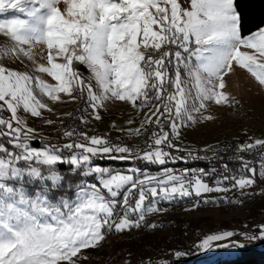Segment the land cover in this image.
I'll list each match as a JSON object with an SVG mask.
<instances>
[{
	"label": "snow or ice",
	"instance_id": "1",
	"mask_svg": "<svg viewBox=\"0 0 264 264\" xmlns=\"http://www.w3.org/2000/svg\"><path fill=\"white\" fill-rule=\"evenodd\" d=\"M8 13L13 14L0 18V35L11 44L0 51L19 59L20 54L30 55L24 46H46L47 66L41 64L35 71L46 73L55 84L36 78V87L44 96L55 102L58 93L73 99L77 90L82 98L86 93V103L96 120L101 119L100 109L111 98L134 108L137 101L139 108L156 101L155 110L146 116L141 127L155 117L160 131L152 133V142L142 154L139 149L111 144L104 137L87 133H78L82 141L65 143L62 148L32 147L34 130L26 127L18 111L22 108L32 117H39L40 109L48 106L34 95L33 77L28 72L0 66V111L10 114L8 119L0 116V138L7 137L12 145L10 150L0 143V264H77L78 259H86L79 255L83 249L96 248L105 239L104 229L111 231L114 227L120 233L139 227L146 213L160 210L157 205L161 201L229 191L220 186L221 180L216 181L215 187L205 182L202 177L208 173L203 169L178 172L165 167L158 175H149L135 166L117 171L93 165V158L138 159L161 166L187 162L167 149L180 151L173 138L179 137L186 121L196 123L192 113H201L205 101L217 105L228 101L227 95L219 91L225 87V73L234 72L238 66L264 86V26L242 34V17L234 0H189L186 7L180 0H0V17ZM171 45L177 49L174 53L163 50ZM242 47L251 52H242ZM149 48L156 50L157 55H146ZM76 63L90 70L92 75L87 82ZM170 67L174 75H170ZM181 68L194 81L198 106H190L192 91L189 81L182 79ZM169 85L173 91L168 90ZM161 117L170 131L164 130ZM135 134L139 136L140 130L136 129ZM73 136L74 130L64 131L65 138ZM257 146H264V140L241 145L239 151ZM65 149L70 155H61ZM188 155L192 156V152ZM58 164L70 165L73 174L82 169L83 176L94 175L98 183L77 184L73 199L60 194L59 200L53 202L50 196L57 195L64 181L55 167ZM41 166L46 167L42 170ZM243 167L248 169L247 161H243ZM248 170L255 175V169ZM258 174L264 178V156ZM26 176L47 183L30 195L23 185ZM254 183V178L240 176L235 178L233 187L244 189ZM122 190L123 200L118 202L116 198ZM134 190L137 197L133 204ZM149 197L151 203L146 205ZM210 202L216 201H203ZM118 203L123 215L117 222L114 215ZM132 214H138V219H130ZM236 235L252 241L264 240V224L259 226L258 235L221 231L205 235L195 247L208 252L214 242ZM216 247L245 245L233 242ZM174 255L179 258L186 253L176 251Z\"/></svg>",
	"mask_w": 264,
	"mask_h": 264
},
{
	"label": "rangeland",
	"instance_id": "2",
	"mask_svg": "<svg viewBox=\"0 0 264 264\" xmlns=\"http://www.w3.org/2000/svg\"><path fill=\"white\" fill-rule=\"evenodd\" d=\"M61 8H63V5H61ZM12 14L13 13L5 14V17H0V18H7V16H11ZM9 44H11V41H9L6 37L0 35V50L4 49ZM24 47L26 51H30V55L25 56L23 54H20L19 59H16L15 56L12 54H9L8 56H4L2 54V51H0V66L7 67L10 70L28 72L33 77L31 87L34 95H36L38 99H40L43 103H45L48 106L45 109H40L41 115L39 117H32L30 113H25L22 108L18 111V116L26 122V127L34 130L32 139L34 140L36 139L41 142L42 141L44 142L40 146L32 145L31 143V146L36 148H41L44 145L50 146L51 143L53 144L60 143V146H63L65 143L78 142L75 140H70L69 138H65L64 132L62 133L58 132L57 129H55L56 127L53 128L54 126L52 124L55 125L56 122L59 123L63 122V120L66 119L72 113V111H74L76 106H80V104L78 103V96H77V92L79 90L73 93L75 99L63 93H58L57 94L58 99L55 102H53L48 97L44 96L40 92L39 88L36 87L35 84L36 78H39L43 80L45 83L50 85L55 84V81L52 80V78L48 76L46 73H39L35 71V69L41 64L47 66V48L46 46H41L38 44L31 46V48H29V46H24ZM141 50L144 51L143 48ZM240 50L242 52H249V53L251 52L250 49H246L243 47ZM145 54L156 55L157 53L156 50L149 48L148 50H146ZM57 62H63V61L58 59ZM233 63L235 64V62ZM78 72L80 73L81 71ZM82 75L84 79L86 78L88 81V78L91 77L92 74L88 69V73H82L81 76ZM172 75H174V72L172 73ZM181 76L182 79L189 81L188 87L192 91V99L190 100V106L192 103H195L198 106L199 101L195 100L196 90L194 88V81H192L188 77L187 73ZM224 82H225V87L223 89H219V91H222L227 95L228 101L220 105L215 104L214 101H205L204 103L206 107L201 111V113H195V112L192 113L194 115L196 123L192 124L191 122L186 121V126L181 129V133L179 137L175 139L177 140L180 139L182 142L185 140L191 143L192 145L191 144L190 145L192 147L194 146V144L197 145V143H201V145L204 146L206 144L211 143V141L213 140L217 141L220 138H225L226 136L229 138L238 137L241 134L249 136V141L251 143H254V141L257 139L264 140V86H261L255 80V78L252 77L251 74L247 72V70L240 69L238 66H236V70L234 72L225 73ZM91 83L95 88L94 80H92ZM49 109H51V111H49ZM89 110H90V114L83 118V120L86 119L87 121H89L88 124H90V126L88 127L89 130L87 131L88 135L90 134L89 136H93V135L97 136L99 130H102L108 135H112V134H116L117 136L130 135L134 137L136 136L135 134L136 129H139L141 133L143 130L145 131L146 128L151 125L152 122H147L144 124L143 127H141L142 121H145L146 116H150L152 111L155 110V108L153 107L143 110L142 108H139L138 102H137V107L134 108L132 107L131 104L127 102L117 101L114 98H111L107 100L103 108L100 109L101 119L99 120L94 119L91 108ZM204 116H210L211 119H203ZM48 120L53 121V123L47 124L46 121ZM129 121H131V123H129ZM149 142L151 144L152 140H150ZM149 142L147 143V145L144 144L143 146H141V148H139L141 154L145 149H147ZM56 147H58V145ZM184 147H185L184 149L192 148V147L189 148V146L187 145H184ZM182 154H184V152L179 151V153L176 155L185 158V155ZM61 155L68 156L70 154L61 153ZM113 155H129V154L114 153ZM93 165L109 167V165H103L98 163H93ZM128 167H132V165H129ZM171 168H175V167L171 166ZM251 169L253 168L251 167ZM115 170L122 171L118 169ZM251 173L253 172L251 171ZM256 173L257 174L259 173L258 169ZM158 174L159 173H156L155 175ZM241 176H245L247 178H253L252 175H241ZM259 178L261 180H264V178H261L260 176ZM15 183L19 184L20 181H16ZM45 183L47 182L33 180L27 176L23 180V185L30 195H34L37 190L42 189ZM94 183H98V182L96 181ZM208 184L212 187L216 186V183L213 184L208 183ZM233 185L234 183L232 184L227 183V185L221 186L224 188H228L229 191L227 192L202 193V195L204 196V200L212 199L216 195L226 197L227 194L229 193H234L235 191L240 193L242 190L244 189L248 190L250 188L247 187L244 189H239L233 187ZM75 191L76 188L73 192V196L71 198L68 197V199L71 200L74 198ZM123 191L124 190H122L121 194L116 198L118 202H120L121 198L123 197ZM59 197L60 195L57 196L56 198L50 196V199L53 202H56L59 200ZM185 198L174 199L177 202L184 201L182 202L183 204L180 203L183 205V207L179 210H176L175 214L187 219L188 218L194 219L200 223L199 225L203 224V226L205 227L208 226L211 227L207 229L206 232L203 233L201 239L205 235L214 234L227 230H232L237 232H247L256 235L259 233V226L262 225L259 219L261 220L263 218L264 213L263 215L261 214V216H259L255 222L246 224V218H244V216L247 215V212L243 207H236V208L228 207V209L222 210L218 207V205L216 206L212 204L207 205L202 202L203 200L199 201V197L196 196L191 200ZM174 200L171 202L161 201L157 205L158 209L160 210L153 213H146L145 216L152 219L148 224V226L153 225V223L155 222V218H152L155 215L162 216L168 212H175L173 211L174 210L173 206L170 205L172 202L173 204H176ZM200 202L202 203L201 205ZM150 203H151V197H149V199L145 202V204L147 205ZM194 205H198V206L194 207ZM122 215H123V209L121 208L120 203H118L115 210L114 219L118 222L119 218ZM130 219L132 220L138 219V214H132L130 216ZM153 230H157V231L161 230L163 235L168 234L165 233L166 230L162 228L160 225H158V227H153ZM103 231L105 234V239L99 242L96 248L83 249L79 255L81 257H86V259L83 258L78 259L77 264H90L91 262L93 263L96 262L100 258H102L103 260L104 258H110L111 256H113V249H111V245H112L111 242L114 240L116 241L117 238H120L124 235L121 236L120 234L121 232L116 233L114 227L111 231H108L107 229H104ZM187 238L190 239L189 240L190 242H194L197 240L198 236L188 234ZM244 240L245 239H243L240 235H236L230 239L214 242L212 250L208 251V254L210 253L212 255H210L207 258V260L202 259L198 261L196 264H208L209 260H214L217 254L223 256H230L232 254H235V252L238 250V247L218 248L216 247V245L230 244L233 242L242 244ZM196 253L199 255L202 254V252H200L199 249H197ZM114 255L115 256L118 255V252L117 254ZM123 259L124 258L120 253L117 263L122 264ZM61 264H65V262H61Z\"/></svg>",
	"mask_w": 264,
	"mask_h": 264
},
{
	"label": "trees",
	"instance_id": "3",
	"mask_svg": "<svg viewBox=\"0 0 264 264\" xmlns=\"http://www.w3.org/2000/svg\"><path fill=\"white\" fill-rule=\"evenodd\" d=\"M180 2L183 6L186 7L189 0H180ZM234 2L242 17V34L248 35L252 31H256L259 27L264 25V0H234ZM169 49L172 53L177 50L174 45L167 46L164 50ZM75 67L78 71H81L80 74L88 73V68H86L85 65L76 63ZM173 72L174 69L170 67V75H172ZM83 75L82 78H84ZM181 75H185L183 68H181ZM85 80L87 81L86 78ZM168 90L173 91L170 85L168 86ZM150 95H154V93H150ZM77 96L78 103L80 104L79 108L82 112L81 117L84 118L85 116L90 114L89 105L86 103V93L82 98L81 93L78 91ZM137 102L140 103L139 101ZM155 103L157 102L152 101L148 107H144L142 109L146 110L148 108H153ZM0 116L2 115L0 114ZM161 120L164 123V129L166 131H170L167 125V121L163 117H161ZM154 121L155 117H153V122ZM159 131V127L154 123L152 133H159ZM240 137H243L249 141V136L243 134L239 135L238 137L232 138L226 136L225 138H220L217 141L225 142L228 139L233 140L239 139ZM32 140V145L40 146L44 143L43 141L41 142L36 139ZM0 143H3L9 149H12V145L8 144L7 137L0 138ZM181 143L183 149L185 148L184 145L189 146V148L192 147V144L185 140L183 142L181 141ZM52 145H58V147L62 148V146H60V143H51L50 146ZM185 150L188 149H184L181 152H184V154L182 155H185L184 159L187 162L181 160L175 164L169 163L162 166L151 165L138 159L120 161L100 157L93 158V163L109 165V167L111 168L122 171H125L129 165H132L135 167H139L142 172L147 171L151 175L160 173L163 168L171 166H179L181 167V169L186 168L189 170H194L193 167L197 166L199 169H203L206 173L209 172V166L206 162L202 161L200 157L197 158V156L195 155L189 156L188 153L185 152ZM61 153L70 154L67 149L63 150ZM243 161L241 159L234 161H226V167L228 169L229 175L227 176V180H225L224 178L220 179L222 181L220 186H225L227 185V183H234L235 178H238L241 175H252L255 180V183L250 186L248 190L244 189L240 193L235 191L234 193L227 194L226 197L216 195L214 196V198L208 199L209 201L216 202H210L208 204H212L215 206L218 205V207L222 210L228 209V207H243L247 212V215L244 216V218H246V224H250L252 222H255L257 218L261 216V214L263 215L264 213V180H261L257 173H255L254 175L253 173H251V171L248 170L251 169L250 164H248V169L244 168ZM41 167L43 170L46 166ZM55 167L64 176V181L61 187L57 190V195L53 196V198H56L60 194H64L67 196V198H71L73 196V192L77 184L85 183L87 181H90L92 183L96 182L94 175L83 176L82 169L77 170L75 174H73L71 172V166L68 164H58ZM202 178L205 180V182H208L209 175H206ZM213 183H216V181H214ZM49 186L51 187L50 184ZM194 197L195 195L193 194L192 196L186 197L185 199L191 200ZM174 201L176 202V204H173L172 202L170 205L173 206V211L175 212H168L162 216L155 215L154 217H152L155 218V222L153 224H156V227L160 225L166 230L165 233L168 234L163 235L161 230H153V227L148 226L152 219L145 216L144 221L141 222V225L139 227H131L125 229L120 233L121 236H124L117 238L116 241L114 240L111 242L113 256H111L110 258H104L103 260L102 258H100L96 262H91L90 264H118L117 260L119 258L120 253L124 258L122 264H160L161 261H167L169 262V264H196L202 259L207 260V258L212 254H208V252H202V254L200 255L197 254V248L195 247V245L199 242L203 233L211 227H205L203 226V224L199 225L200 223L194 219H187L175 214L176 210H179L183 207L182 202L184 201ZM233 201H238V203H234ZM201 204L202 203L200 202V205ZM262 219H264V216ZM262 219H259V221L261 224H264V220ZM188 234L194 236L197 235V240L194 242H190V239L187 238ZM242 244L245 245V247L238 248L235 254H232L230 256H223L217 254L214 260H209L208 264H264V240L252 241L245 239ZM176 251L184 252L186 253V255L177 258L174 255ZM117 252L118 255L115 256L114 254H117Z\"/></svg>",
	"mask_w": 264,
	"mask_h": 264
},
{
	"label": "built area",
	"instance_id": "4",
	"mask_svg": "<svg viewBox=\"0 0 264 264\" xmlns=\"http://www.w3.org/2000/svg\"><path fill=\"white\" fill-rule=\"evenodd\" d=\"M0 114L3 116V118H8L10 114L6 111H0ZM82 112L79 108V106H76L74 111L63 120V122H56L55 125L52 124L57 129L58 132L62 133L64 131H73L74 130V136L70 138V140L75 141H82V137H79L78 133H87L88 134V127L90 124H88L89 121L86 119L83 120ZM83 121H86L83 122ZM58 128H57V126ZM154 127V122L151 123L149 127L146 128V130L142 131L139 136H117L116 134L108 135L102 130H99L97 136L106 138L111 144H120L122 146H128L130 148L139 149L144 144L147 145V143L151 140L152 137V131ZM90 135V134H89ZM173 143L177 145V147L180 149V151H183L182 143L180 140L173 139ZM248 143H251L247 139L240 137L239 139H233V140H226L225 142H219V141H213L210 144L202 146L201 143H197V145L194 144L193 148L185 150V152H192V155H195L197 157H200L202 161L206 162L208 164L209 168V180L208 183L213 184L214 181L220 180L224 177H227L229 174L227 169V160L234 161V160H240V158H243L244 161H247L250 166L255 169V173L257 172V169L259 170V164L261 162V157L264 156V146H257L254 149L250 151H239V148L241 145H246ZM150 144V142H149ZM171 151L173 154L178 153L179 151H176V149H167ZM175 170L183 171L179 166H175L173 168ZM194 170H200L197 166L193 167ZM137 197V193L134 190L133 192V200L131 201L134 203V199ZM123 200V197L121 198V201ZM204 200V196L201 195L199 197V201Z\"/></svg>",
	"mask_w": 264,
	"mask_h": 264
}]
</instances>
